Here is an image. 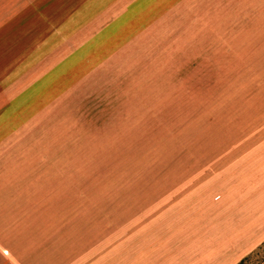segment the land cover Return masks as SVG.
<instances>
[{
    "label": "rangeland",
    "instance_id": "374dc122",
    "mask_svg": "<svg viewBox=\"0 0 264 264\" xmlns=\"http://www.w3.org/2000/svg\"><path fill=\"white\" fill-rule=\"evenodd\" d=\"M249 12L0 0V264H193L207 191L264 128Z\"/></svg>",
    "mask_w": 264,
    "mask_h": 264
},
{
    "label": "crops",
    "instance_id": "0c3cea01",
    "mask_svg": "<svg viewBox=\"0 0 264 264\" xmlns=\"http://www.w3.org/2000/svg\"><path fill=\"white\" fill-rule=\"evenodd\" d=\"M248 22L249 92L264 109V0H250ZM256 119L253 124L264 125V117ZM251 142L255 153L243 160L241 170L207 191L209 202L202 207L208 218L195 228L193 264H237L264 240V128H256Z\"/></svg>",
    "mask_w": 264,
    "mask_h": 264
},
{
    "label": "trees",
    "instance_id": "16d2710c",
    "mask_svg": "<svg viewBox=\"0 0 264 264\" xmlns=\"http://www.w3.org/2000/svg\"><path fill=\"white\" fill-rule=\"evenodd\" d=\"M260 249V248H259ZM256 253V252H255ZM248 257H246V258H243L242 259V261H241V263H243L244 262V260H246Z\"/></svg>",
    "mask_w": 264,
    "mask_h": 264
}]
</instances>
